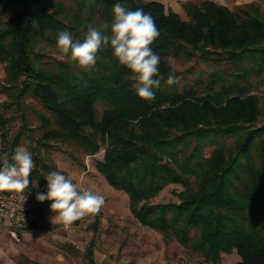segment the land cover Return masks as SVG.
<instances>
[{"label": "trees", "instance_id": "obj_1", "mask_svg": "<svg viewBox=\"0 0 264 264\" xmlns=\"http://www.w3.org/2000/svg\"><path fill=\"white\" fill-rule=\"evenodd\" d=\"M117 2L150 13L160 30L151 45L161 57L153 100L138 97L110 46L89 71L44 50L58 49L61 31L82 42L85 22L110 34ZM183 7L187 19L159 1L0 0V92L11 99L3 109L29 97L50 114L38 113L30 128L22 112V130L38 132L36 144L69 142L91 156L103 151L94 167L127 194L134 218L188 255L220 264L223 254L236 252L234 264H264V111L255 91L264 77V0L233 10L209 0ZM173 61L194 66L180 71ZM172 69L179 82L168 85ZM5 124L2 112V156L11 162L23 134L7 144ZM29 179L47 193L39 168ZM170 184L183 188L179 202L152 203ZM46 202L38 201L40 221Z\"/></svg>", "mask_w": 264, "mask_h": 264}, {"label": "rangeland", "instance_id": "obj_2", "mask_svg": "<svg viewBox=\"0 0 264 264\" xmlns=\"http://www.w3.org/2000/svg\"><path fill=\"white\" fill-rule=\"evenodd\" d=\"M44 50L58 61L67 60V57L62 58L56 48L46 46ZM173 64L177 70L183 71L187 67L194 66V61L188 63L173 61ZM2 69L4 68H0V73ZM1 81L3 82L4 79ZM257 82L259 86L255 91L260 97V106L264 111V77ZM4 101L10 102L11 99L0 92V107L6 121L4 125L8 141L6 143L10 144L13 137L21 132L23 136L18 141V147H24L32 153L35 167L41 168L39 170L44 177L52 171H61L76 183L79 189L91 190L103 195L105 204L100 213L90 218V222H87L89 218H86L65 226L62 222H53L52 217L56 215L51 210L53 201L47 200L43 208V221L36 229L24 232L19 241L13 240L5 228L0 227V264H88L83 253L93 237L92 222L95 217L99 218L94 253L98 264H141L140 261L162 251L157 242L148 244L139 240L144 239L145 231L133 230L137 220L130 211L125 193L116 191L97 173L94 164L102 159L103 151L91 156L85 155L75 144L69 142H50L48 146L36 144L35 138L39 136L38 132L29 133L22 130L21 115L25 114L28 125L32 128L39 124L38 113L43 112L48 116L50 114L29 97L24 99L25 105L13 106L10 110L3 109ZM26 106L29 107L25 108ZM98 109L102 110L103 106L99 105ZM263 123L264 114L259 118V124ZM84 171H88L86 176H83ZM45 184L47 185L46 178ZM37 187V182L32 181L26 190L37 196ZM182 189L179 185H167L151 202H179L178 193ZM45 224H49L51 228H45ZM133 236H136L135 239ZM176 243L172 240L167 241L166 254L171 262L174 260L177 264H185L187 260L193 264H204L200 258L188 255L183 247ZM179 256H183V260H179ZM238 260L239 256L236 252L223 254L220 264H232Z\"/></svg>", "mask_w": 264, "mask_h": 264}, {"label": "clouds", "instance_id": "obj_3", "mask_svg": "<svg viewBox=\"0 0 264 264\" xmlns=\"http://www.w3.org/2000/svg\"><path fill=\"white\" fill-rule=\"evenodd\" d=\"M114 19L110 34L102 31L92 23H82L81 30L86 29L83 41H74L69 31L58 34L57 48L62 58L67 57L81 70L89 71L97 61V53L101 48L111 47L113 56L121 66L128 69L133 88L143 100L155 99L154 89L161 85V57L153 51L151 45L160 36V30L155 19L142 8L129 10L121 3L113 5ZM207 34L208 29H201ZM205 41H198V46H204ZM179 82L175 69L169 71L166 83L174 85ZM0 167V191L23 192L29 188L30 175L35 168L32 153L24 147H17L11 156L4 153ZM47 193H38L36 199L40 202L51 200V210L56 213L53 222H62L70 226L76 221L90 222L100 213L105 204L103 195L91 190L79 189L77 184L61 171H52L46 177Z\"/></svg>", "mask_w": 264, "mask_h": 264}, {"label": "built area", "instance_id": "obj_4", "mask_svg": "<svg viewBox=\"0 0 264 264\" xmlns=\"http://www.w3.org/2000/svg\"><path fill=\"white\" fill-rule=\"evenodd\" d=\"M4 146L2 111L0 107V158ZM38 200L27 190L0 191V226L13 240L19 241L24 232L36 229L41 221L37 212Z\"/></svg>", "mask_w": 264, "mask_h": 264}, {"label": "crops", "instance_id": "obj_5", "mask_svg": "<svg viewBox=\"0 0 264 264\" xmlns=\"http://www.w3.org/2000/svg\"><path fill=\"white\" fill-rule=\"evenodd\" d=\"M144 1H159V2L164 4V6H165V8L167 10H171V11L179 14L181 18L187 19V16H186V13H185V10H184V7H183L184 4H186L188 2H191V3H194V4H199L200 2L205 1V0H144ZM209 1H214V2L220 3L222 5L227 6L229 9L233 10L237 6H241V5H244V4H247V3H251V2H257L258 0H209ZM1 67L4 68V65L0 64V68ZM4 78H5V72H4V69H2V73H0V82L1 83H2L1 80L4 79ZM83 173H84L83 176H86L88 171H84ZM94 178H97V177H94ZM82 181H83V178H82ZM116 191H120V190H116ZM121 192H123V191H121ZM125 195L128 198L126 193H125ZM128 201H129V199H128ZM92 223H93V237L90 239V241L86 245L83 255H84L85 259L87 260V263L89 264L90 260L87 257L88 249H89L90 245L93 243L91 259L94 261L95 264H98L96 259H95V254L94 253H95V245H96V234H97L96 231H97V226H98V223H99V218L95 217L94 221ZM135 225L136 226L133 227V230L135 232L138 231V229H141V230L143 229L145 231V234L143 236L144 239H139V240H141L143 243H148V244H152L153 242H157L159 248H162V251L161 252H157V254L155 256L154 255H150L147 259L145 258L144 260L140 261L141 264H177V263H175L174 260H173V262H171L172 260L170 261L169 257L166 254L167 253V245H168L167 241L168 240H165L163 238V236L161 234H159L158 232H156V231H154V230H152V229H150V228H148L146 226L141 225L138 221H137V223ZM47 226L45 225V228H47V229L51 228V226L49 224H47ZM0 227H2V226H0ZM2 228H4V227H2ZM135 237L136 236H133V239H135ZM179 257H180L179 260H183V256H179ZM234 262H237V261H234ZM234 262L232 264H234ZM185 264H193V263L186 260Z\"/></svg>", "mask_w": 264, "mask_h": 264}]
</instances>
